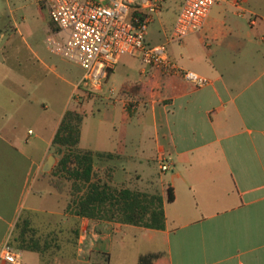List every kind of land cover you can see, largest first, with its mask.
Segmentation results:
<instances>
[{
	"label": "crops",
	"instance_id": "0c3cea01",
	"mask_svg": "<svg viewBox=\"0 0 264 264\" xmlns=\"http://www.w3.org/2000/svg\"><path fill=\"white\" fill-rule=\"evenodd\" d=\"M179 45L171 58L208 85L143 74L124 55L84 107L106 105L109 127L84 135L83 114L77 145L102 155L93 169L111 170L109 186L157 180L163 230L77 215L82 193L73 182L58 191L42 171L71 109L62 86L76 83L32 48L0 58V247L20 246L21 264H264L254 244L264 236V0H218Z\"/></svg>",
	"mask_w": 264,
	"mask_h": 264
},
{
	"label": "built area",
	"instance_id": "2783aa9c",
	"mask_svg": "<svg viewBox=\"0 0 264 264\" xmlns=\"http://www.w3.org/2000/svg\"><path fill=\"white\" fill-rule=\"evenodd\" d=\"M48 10L55 25L44 42L48 51L77 63L83 70L76 84V103L83 97L92 99L102 90L108 75L124 56L136 58L146 74L157 70L165 76H177L193 88L210 83L209 79L183 69L171 58L167 45L179 44L205 25L218 0H179L172 28L166 42H146L154 15L169 0H37ZM258 18L254 15L251 23ZM114 90H110L113 93ZM169 163L161 159L162 172ZM22 251L6 241L0 247V264H21Z\"/></svg>",
	"mask_w": 264,
	"mask_h": 264
},
{
	"label": "rangeland",
	"instance_id": "374dc122",
	"mask_svg": "<svg viewBox=\"0 0 264 264\" xmlns=\"http://www.w3.org/2000/svg\"><path fill=\"white\" fill-rule=\"evenodd\" d=\"M178 2L179 0H169V2L164 5V9L154 15V21L149 25L147 31L146 42L149 45L166 42V36L172 28V24L178 11ZM213 18L217 19L215 13H211L209 23L213 22ZM231 18L232 20H240L245 24V19H238L232 15ZM49 26L52 28L48 31ZM54 28L55 25L49 18L47 8L37 0H0V58L4 55L9 62L12 63L14 61L13 56L20 55L21 53L24 54L26 53L27 48H32L33 50L39 51L47 59H50V63H55L59 67L66 69L71 80L77 84L81 80L84 70L75 62L51 54L46 47L44 40L47 34L52 32ZM218 28L221 29V26ZM179 44L167 45L168 53L178 56L181 55ZM137 65L141 66L139 61H137ZM67 89L68 91L66 92L65 97H69L68 106L71 107V109H76L82 115L85 114L84 135L87 131L100 132L109 127L106 118V105L100 104L92 113L91 106H87L86 110L84 108L85 105H87L86 101L91 99L83 97L79 103H76L77 91H75L73 86L68 87L66 85L62 86L61 91L63 92ZM59 109L58 105L55 106L50 104L48 112L59 111ZM27 127L35 129L33 122ZM52 156L55 158V163L51 171L45 173V176H48L49 180H62V191L65 193L72 192V181L66 180L64 174H58L54 171V166L60 160L62 154L53 151ZM100 161L103 160L99 159L97 162L99 165L101 163ZM111 166L112 168L114 166L119 168V163L112 162ZM110 172L111 170L102 169L101 166L97 167V171H95L97 178L101 181L106 180V178L110 176ZM110 186L117 189L123 188L122 186H113L111 184ZM127 188L134 191H141L149 195H159L160 193V186L157 180L155 182L145 180L144 182ZM254 244L255 246H262L264 244V236L260 239H256ZM12 245L15 246L13 241ZM15 247L21 250L20 246L16 245Z\"/></svg>",
	"mask_w": 264,
	"mask_h": 264
},
{
	"label": "trees",
	"instance_id": "16d2710c",
	"mask_svg": "<svg viewBox=\"0 0 264 264\" xmlns=\"http://www.w3.org/2000/svg\"><path fill=\"white\" fill-rule=\"evenodd\" d=\"M82 117L76 109L66 110L52 141L62 154L54 166L55 173L64 174L66 180L73 182L74 191L82 193L77 201V215L163 230L164 202L160 195L113 188L97 178L93 161L96 156L102 155L77 148ZM49 182L58 191L63 190L62 180ZM166 200H173L169 188Z\"/></svg>",
	"mask_w": 264,
	"mask_h": 264
},
{
	"label": "water",
	"instance_id": "95a60500",
	"mask_svg": "<svg viewBox=\"0 0 264 264\" xmlns=\"http://www.w3.org/2000/svg\"><path fill=\"white\" fill-rule=\"evenodd\" d=\"M54 163H55V158H54V156H52V155L49 156L48 159L46 160V162H45L43 168H42V171H43L44 173L51 171V169H52Z\"/></svg>",
	"mask_w": 264,
	"mask_h": 264
}]
</instances>
